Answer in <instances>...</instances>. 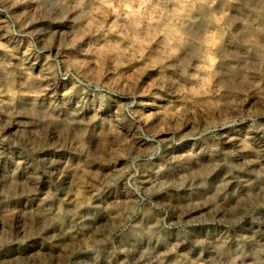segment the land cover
<instances>
[{"label": "rangeland", "instance_id": "obj_1", "mask_svg": "<svg viewBox=\"0 0 264 264\" xmlns=\"http://www.w3.org/2000/svg\"><path fill=\"white\" fill-rule=\"evenodd\" d=\"M0 264H264V0H0Z\"/></svg>", "mask_w": 264, "mask_h": 264}, {"label": "bare ground", "instance_id": "obj_2", "mask_svg": "<svg viewBox=\"0 0 264 264\" xmlns=\"http://www.w3.org/2000/svg\"><path fill=\"white\" fill-rule=\"evenodd\" d=\"M216 35H217V34H216ZM216 35H215V36H216ZM215 36H214V34H213V36H210V38H209L208 41H209V42H210V41H211V42L214 41V40H215ZM217 36H218V35H217ZM217 36H216V37H217ZM218 37H219V36H218ZM209 42H208V43H209ZM212 43H213V42H212ZM214 43H215V42H214ZM209 44H210V43H209ZM206 45H208V44H206ZM207 51H208V49H207ZM207 54H209V53H207ZM209 55H210V54H209ZM203 56H204V55H203ZM202 60H204V65L202 64V65L204 66V69H203L204 72H202V74H201L199 80H200L201 83H205V84L208 86V83H209L208 69H209L210 66H212V62H213V61H212V59H210V57H209V58L206 57L205 59H204V57H203ZM202 60H201V61H202ZM202 63H203V62H202ZM210 70H211V69H210ZM198 74H199V73H198ZM199 75H200V74H199ZM195 78H196V77H195ZM196 80L199 81L198 79H196ZM194 84L196 85V82H195ZM197 84H198V83H197ZM197 86H198V85H197ZM210 89H211V88H210ZM196 90H197V89H196ZM206 90H208V89H206ZM203 91H204V90H203ZM217 197H218V196H217Z\"/></svg>", "mask_w": 264, "mask_h": 264}]
</instances>
